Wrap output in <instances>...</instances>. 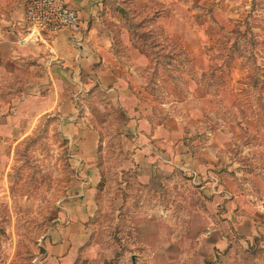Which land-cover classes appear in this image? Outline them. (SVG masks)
<instances>
[{"label": "rangeland", "instance_id": "1", "mask_svg": "<svg viewBox=\"0 0 264 264\" xmlns=\"http://www.w3.org/2000/svg\"><path fill=\"white\" fill-rule=\"evenodd\" d=\"M99 23L123 63H131L128 45L139 42L132 28L150 30L164 46L144 39L156 69H148L153 62L134 68L153 77L147 87L158 100L177 101L169 107L183 114L179 140L194 161L189 170L167 166L158 181L141 182L133 168H120L127 154L115 142L116 126L95 110L108 142L99 149L90 237L75 264H264V231L237 233L213 212L223 203L208 192L220 185L232 193L233 211L264 223V0H105ZM21 71L20 78L0 79V122L7 125L12 113L10 126L24 129L0 126V264L36 262L46 229L75 185L57 120L46 112L23 120L7 97L27 79ZM208 143L212 159L200 155ZM214 226L225 229L226 246L212 245Z\"/></svg>", "mask_w": 264, "mask_h": 264}, {"label": "crops", "instance_id": "2", "mask_svg": "<svg viewBox=\"0 0 264 264\" xmlns=\"http://www.w3.org/2000/svg\"><path fill=\"white\" fill-rule=\"evenodd\" d=\"M28 1L0 0V79L11 75L20 78L15 73L25 70L23 78L27 79L20 83L23 86L17 94L14 92L16 95L7 96L17 102L16 115L25 113L22 118L28 120L50 113L66 138L75 185L67 191L55 222L46 229L41 241L43 251L34 264H75L90 237V218L96 209V189L101 179L99 149L107 143V138L101 136L106 123L101 126L95 110L103 111L107 126L113 108H122L128 115L124 123L112 124L120 132L119 150L127 154L120 168H133L141 182L158 181L159 175L168 174L167 166L189 170L188 165L194 160L179 140L185 128L183 114L169 107L177 101L158 100L134 68L137 64L148 65V57L129 44L131 63H123L113 49L110 35L101 28L99 20L105 0H65L77 11L80 29L44 32L43 42L41 38L38 41L26 37L30 44L23 39ZM168 18L161 21L167 23ZM13 68L15 71L10 70ZM39 103L42 107L38 108ZM160 109L163 116L157 114ZM14 118L9 113L7 125L1 120L0 126L16 132L24 130L10 126ZM200 151L202 157L214 156L209 143ZM208 192L213 193L215 204L223 203L212 211L221 214L223 221L231 222L237 233L249 238L264 231V223H257L246 212L243 215L233 211L234 207L229 206L231 192H221L220 185H211ZM223 230L217 226L210 230L215 235L213 246L228 244Z\"/></svg>", "mask_w": 264, "mask_h": 264}, {"label": "built area", "instance_id": "3", "mask_svg": "<svg viewBox=\"0 0 264 264\" xmlns=\"http://www.w3.org/2000/svg\"><path fill=\"white\" fill-rule=\"evenodd\" d=\"M23 24L29 40L42 38L44 32L81 27L77 11L65 0H29Z\"/></svg>", "mask_w": 264, "mask_h": 264}, {"label": "trees", "instance_id": "4", "mask_svg": "<svg viewBox=\"0 0 264 264\" xmlns=\"http://www.w3.org/2000/svg\"><path fill=\"white\" fill-rule=\"evenodd\" d=\"M149 20V19H148ZM153 21V19H150ZM131 33L132 34H135L137 38H139V42L137 43V48L142 52L144 53L148 59H149V63H152L153 62V65H150L148 69H151V70H155L156 69V66H155V60L154 59H150V47L148 46V44L145 43V41H143L144 39H148V38H151V42H152V45L153 46H157V47H160V48H164L163 45H160L158 42L155 43L154 42V39H153V36L150 35L151 34V31L150 30H147V31H144L143 33L141 34H136L135 31H133V28L131 29ZM155 75V72H153L152 76ZM153 77H150V78H147L146 79V82H147V86H149V83H152L154 82V80L152 79ZM170 79L174 82L175 85H178L177 84V81L170 76ZM120 115V116H119ZM119 116V117H118ZM109 119H112L113 120V124L114 125H119V124H122L124 123L127 119H128V115L125 113V111L122 109V108H119V107H115L113 108L111 111H110V114H109ZM119 131L117 130L116 128V131H115V138L119 139ZM101 136L103 137L102 133H101ZM115 141V142H117ZM107 142H108V139H107Z\"/></svg>", "mask_w": 264, "mask_h": 264}]
</instances>
